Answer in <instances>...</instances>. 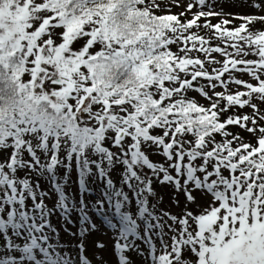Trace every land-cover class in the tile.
I'll use <instances>...</instances> for the list:
<instances>
[{
    "label": "snow or ice",
    "instance_id": "obj_1",
    "mask_svg": "<svg viewBox=\"0 0 264 264\" xmlns=\"http://www.w3.org/2000/svg\"><path fill=\"white\" fill-rule=\"evenodd\" d=\"M0 264H264V0H0Z\"/></svg>",
    "mask_w": 264,
    "mask_h": 264
},
{
    "label": "rangeland",
    "instance_id": "obj_2",
    "mask_svg": "<svg viewBox=\"0 0 264 264\" xmlns=\"http://www.w3.org/2000/svg\"><path fill=\"white\" fill-rule=\"evenodd\" d=\"M174 11H178V9H174ZM74 187V186H73ZM162 194H164V193H162Z\"/></svg>",
    "mask_w": 264,
    "mask_h": 264
}]
</instances>
